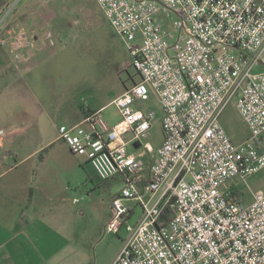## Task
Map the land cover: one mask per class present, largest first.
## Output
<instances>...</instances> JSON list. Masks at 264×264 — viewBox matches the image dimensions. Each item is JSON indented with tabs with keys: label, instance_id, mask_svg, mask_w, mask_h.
<instances>
[{
	"label": "built area",
	"instance_id": "built-area-1",
	"mask_svg": "<svg viewBox=\"0 0 264 264\" xmlns=\"http://www.w3.org/2000/svg\"><path fill=\"white\" fill-rule=\"evenodd\" d=\"M96 1L139 81L114 100L123 116L115 127L104 109L89 111L59 136L99 180L121 183L106 230L127 226L129 235L111 264H264V191L245 207L227 186L264 171V0ZM15 7L0 22V45L19 59L35 41L22 26L5 24ZM151 91L162 111L156 148L143 143L155 112L135 107ZM233 100L251 133L241 145L221 123ZM136 143L144 154L129 151ZM129 201L141 208L133 225Z\"/></svg>",
	"mask_w": 264,
	"mask_h": 264
},
{
	"label": "crops",
	"instance_id": "crops-1",
	"mask_svg": "<svg viewBox=\"0 0 264 264\" xmlns=\"http://www.w3.org/2000/svg\"><path fill=\"white\" fill-rule=\"evenodd\" d=\"M15 4L5 24L22 26L35 43L19 59L0 45V130L5 132L1 139L5 164L0 167V264H111L122 242L106 260L97 257L93 263L86 248L91 238L77 232L84 193L79 188L69 193L63 183L74 174L98 178L87 158L70 152L59 128L79 124L87 112L113 105L130 88L96 98V104L91 99L88 108L81 107L87 99L82 91L67 93L68 85L83 80V73L75 75L71 52L65 53L77 45L82 18L92 17L85 0H0V22ZM76 50L77 46L72 53ZM163 139L164 134L154 148ZM97 190H92V197ZM119 192L109 198L99 219L105 230Z\"/></svg>",
	"mask_w": 264,
	"mask_h": 264
},
{
	"label": "rangeland",
	"instance_id": "rangeland-1",
	"mask_svg": "<svg viewBox=\"0 0 264 264\" xmlns=\"http://www.w3.org/2000/svg\"><path fill=\"white\" fill-rule=\"evenodd\" d=\"M85 3L92 8V17L89 20L83 18L81 20L82 29L77 45L74 46H77V50L72 53L74 47H71L65 53L67 55V53L71 52L69 56L76 62V67L73 68L76 72L75 75L78 76L83 73V80H78L74 86H67V93L78 94L75 92L82 91V96L88 99L82 102L81 107L86 104L89 106V100L91 99L95 100L94 104H96V98H103L111 94L117 95L123 90L131 88L135 82L139 81V75L133 66V57L126 43L107 21L104 12L98 7L95 0H85ZM162 19L165 22L166 17L162 16ZM165 26L167 29L169 28L168 22H165ZM70 57L68 58L71 59ZM61 59L65 60L67 58L61 56ZM135 107L145 112H155L156 120L147 137L143 139V143L149 142L152 146H156L163 138L160 123L162 111L157 94L151 91L149 100L138 101ZM103 115L111 128L123 120V116L115 105L106 107ZM221 123L236 145L244 144L250 139V130L243 121L236 107L235 100L224 110L221 116ZM132 136L131 133H128L125 139L129 141ZM128 149L137 156L145 152L143 147L135 149L133 144L128 145ZM90 177L80 176L79 178V175L76 177L74 174L72 179L63 183V186L67 188L69 193L77 191L78 188L84 193V200L78 206L80 212L79 215L77 214L76 229L77 232H81L87 239L91 238V242L87 240L86 248H88L87 252L94 263L97 257L101 261L106 260L116 251L121 242L123 243V240L128 237L129 232L127 226H123L118 232H106L107 230L104 229V226L99 223V219L103 216L104 207L107 210L109 198L120 190V183L109 181L111 183L105 184L99 179ZM227 186L239 190L243 198L242 203L247 207L253 202V195L256 192L264 191V171L255 173L247 178L246 181L241 178H235L229 181ZM96 189L98 190L93 193L92 197L91 192ZM90 196L91 199L85 200V198L87 199ZM127 204L135 209V215L129 220V223L133 225L141 215V208L133 201H129Z\"/></svg>",
	"mask_w": 264,
	"mask_h": 264
},
{
	"label": "water",
	"instance_id": "water-1",
	"mask_svg": "<svg viewBox=\"0 0 264 264\" xmlns=\"http://www.w3.org/2000/svg\"><path fill=\"white\" fill-rule=\"evenodd\" d=\"M139 146H140L139 143H136V144L134 145L135 148H139Z\"/></svg>",
	"mask_w": 264,
	"mask_h": 264
}]
</instances>
